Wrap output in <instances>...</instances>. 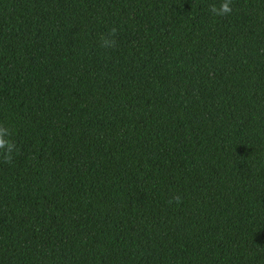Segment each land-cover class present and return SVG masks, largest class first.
Instances as JSON below:
<instances>
[{
	"label": "trees",
	"instance_id": "obj_1",
	"mask_svg": "<svg viewBox=\"0 0 264 264\" xmlns=\"http://www.w3.org/2000/svg\"><path fill=\"white\" fill-rule=\"evenodd\" d=\"M221 2L0 0V264H264V0Z\"/></svg>",
	"mask_w": 264,
	"mask_h": 264
},
{
	"label": "clouds",
	"instance_id": "obj_2",
	"mask_svg": "<svg viewBox=\"0 0 264 264\" xmlns=\"http://www.w3.org/2000/svg\"><path fill=\"white\" fill-rule=\"evenodd\" d=\"M232 0H222L219 6L213 4L210 8V13L215 16H226L232 12ZM117 29L113 28L107 36L101 38V47L109 48L114 47L116 44L113 37L116 34ZM10 136V130L0 125V150H2L3 160L5 163H11L13 160V152L16 149L15 143L8 139ZM179 196H175L169 200V203H172L173 200L179 202Z\"/></svg>",
	"mask_w": 264,
	"mask_h": 264
}]
</instances>
